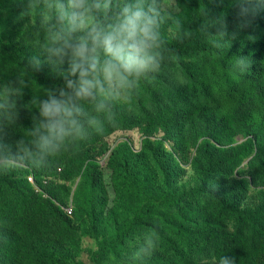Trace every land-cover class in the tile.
<instances>
[{"label": "trees", "instance_id": "1", "mask_svg": "<svg viewBox=\"0 0 264 264\" xmlns=\"http://www.w3.org/2000/svg\"><path fill=\"white\" fill-rule=\"evenodd\" d=\"M157 4L159 71L101 111L81 101L83 137L40 155L34 101L63 86L42 50L44 5L0 0V96L21 90L11 108L0 99V264H87L86 239L88 264H264V0L243 15L236 0ZM219 16L227 48L208 26Z\"/></svg>", "mask_w": 264, "mask_h": 264}, {"label": "clouds", "instance_id": "2", "mask_svg": "<svg viewBox=\"0 0 264 264\" xmlns=\"http://www.w3.org/2000/svg\"><path fill=\"white\" fill-rule=\"evenodd\" d=\"M40 3L45 9L41 20L45 31L42 50L46 62L62 78L63 86L47 89L45 98L34 101L38 115L29 135L37 154L51 155L69 138L83 137L81 117L87 113L81 101L101 111L113 100L126 101L141 79H149L150 73L159 71L163 59L159 29L163 18L157 0H126L115 10L113 0H28L30 8ZM236 3L242 15L252 10V0ZM208 26L215 28L213 40H224L223 47L227 48L224 17L210 20ZM31 63L39 67L42 62L34 57ZM234 64L243 72L250 61L240 56ZM20 94L19 88L6 85L0 99L11 108V97ZM87 122L97 123L95 118ZM19 146L27 151L23 141ZM209 189L215 192L218 185L210 183ZM154 247L149 241L148 249ZM217 264H237L236 257L222 255Z\"/></svg>", "mask_w": 264, "mask_h": 264}, {"label": "rangeland", "instance_id": "3", "mask_svg": "<svg viewBox=\"0 0 264 264\" xmlns=\"http://www.w3.org/2000/svg\"><path fill=\"white\" fill-rule=\"evenodd\" d=\"M123 136H130V139H131L130 141L132 143L131 145L133 146L134 149H138L140 147L141 139H140L139 133L131 132V133H127ZM105 158L106 157H104V159ZM189 177H190V173H187L183 178H181V180L186 181L189 179ZM105 179H106V183L108 185L109 194L112 195L113 191H112V188L110 185V173L108 172V170H105ZM95 247H97V245L93 239H86L85 240L84 245H83V253L81 255V258L85 263H87V264L90 263L89 256L87 254V250L90 248H95ZM107 264H111V263L108 262ZM115 264H118V263H115Z\"/></svg>", "mask_w": 264, "mask_h": 264}, {"label": "built area", "instance_id": "4", "mask_svg": "<svg viewBox=\"0 0 264 264\" xmlns=\"http://www.w3.org/2000/svg\"><path fill=\"white\" fill-rule=\"evenodd\" d=\"M29 180L33 181V178L30 177ZM67 212H68L69 214H71V212H72L71 208H67Z\"/></svg>", "mask_w": 264, "mask_h": 264}]
</instances>
